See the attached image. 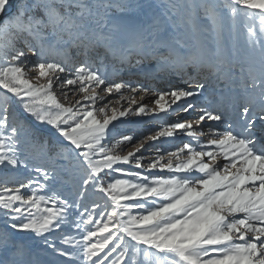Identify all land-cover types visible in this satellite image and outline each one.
Instances as JSON below:
<instances>
[{
    "label": "snow or ice",
    "instance_id": "1",
    "mask_svg": "<svg viewBox=\"0 0 264 264\" xmlns=\"http://www.w3.org/2000/svg\"><path fill=\"white\" fill-rule=\"evenodd\" d=\"M0 264H264V0H0Z\"/></svg>",
    "mask_w": 264,
    "mask_h": 264
},
{
    "label": "rangeland",
    "instance_id": "2",
    "mask_svg": "<svg viewBox=\"0 0 264 264\" xmlns=\"http://www.w3.org/2000/svg\"><path fill=\"white\" fill-rule=\"evenodd\" d=\"M233 42L236 43V45L242 51L246 50V36H245L244 29L242 27V24L240 22L237 23L236 32H235L234 37H233ZM124 79H128V76H125ZM112 98L114 99L115 97H112ZM154 99H155V97L146 96V97H144L143 101H141V102L148 104L150 107H154L155 106L153 104V100ZM137 100H140V95H137ZM125 106H127V105H125ZM161 115H163V114H161ZM175 118H176L175 116L169 117V119H175ZM132 119L137 120L138 123L123 127L121 130L124 132V134H133V135L139 137L141 135L150 134V130L153 127L157 126L155 124V122L151 121L147 117H144L142 119L134 117ZM149 143H155V144H158L161 147L169 148L172 144H179V140L164 142L163 139H162L160 142H149ZM122 147L124 148L125 151L133 150L131 146H122ZM154 151H155V147H150L144 153V155L146 157L147 156H151V155L154 154ZM158 174L167 175L168 173H167V170H165L163 173H158Z\"/></svg>",
    "mask_w": 264,
    "mask_h": 264
},
{
    "label": "bare ground",
    "instance_id": "3",
    "mask_svg": "<svg viewBox=\"0 0 264 264\" xmlns=\"http://www.w3.org/2000/svg\"><path fill=\"white\" fill-rule=\"evenodd\" d=\"M151 97H153V96H151Z\"/></svg>",
    "mask_w": 264,
    "mask_h": 264
}]
</instances>
